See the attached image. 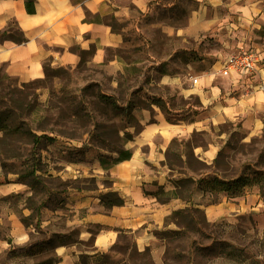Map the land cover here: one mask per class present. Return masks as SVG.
<instances>
[{"label":"rangeland","instance_id":"374dc122","mask_svg":"<svg viewBox=\"0 0 264 264\" xmlns=\"http://www.w3.org/2000/svg\"><path fill=\"white\" fill-rule=\"evenodd\" d=\"M148 4L146 12L126 5L124 19L112 20L113 29L122 34V44L100 47V52L94 45L84 48L76 44L71 47L77 55L75 63L49 64L60 68L47 77L44 73L27 80L45 77L34 85V112L24 114L22 119L37 134L54 127L65 135L40 144L39 173L45 177L48 189L38 184L32 190L22 183L18 192L0 194V264H51L58 258L54 251L58 243L75 242L77 226L69 220L81 211L66 205L67 188L77 185L104 189L110 185L109 170L104 168L117 155L114 149L126 148L143 127L135 110L147 111L150 120L155 113L167 116L170 122L201 120L209 116L214 104H227L228 96L264 93V0H153ZM11 21L15 20L9 19L8 24ZM48 48L60 50L56 46ZM80 50H87V54H80ZM238 50L255 52L259 62L257 70L240 75L235 83L236 76L218 71L222 59ZM96 52L101 60L100 56L94 60ZM0 75L5 76L4 86H21L22 81L7 74L3 67ZM87 84L91 87L83 93ZM100 92L114 95L122 105L130 100L132 114L126 116L102 104L97 97ZM157 99L165 113L150 104ZM254 103L257 109H250L257 116L254 126L240 119L207 122L187 139H173L163 161L172 174L176 173L171 181L184 176L197 179L217 173L232 178L243 171H264V98ZM208 142L217 147V161L211 163L191 153L192 146H206ZM30 146L26 136L0 143L1 183L13 179L19 182L14 173L30 167ZM183 151L185 163L180 164L175 154ZM100 157L105 159L103 169H87L94 159L100 162ZM63 161L79 162L83 175L71 169L76 178L55 175L54 170ZM150 189L157 191L158 185L154 183ZM258 192L264 199V184ZM179 193L187 196V189ZM198 193L193 192L191 198L200 197ZM221 197L203 192L201 198L204 203H216ZM41 201L45 204L38 215L32 209ZM168 220L175 222L174 228H150L154 236L161 238L163 248L148 245L139 250L133 234H122L110 252L90 255L81 259V264H264V214L216 223L208 222L202 210L190 208ZM17 226L24 229L23 235L17 236Z\"/></svg>","mask_w":264,"mask_h":264},{"label":"crops","instance_id":"0c3cea01","mask_svg":"<svg viewBox=\"0 0 264 264\" xmlns=\"http://www.w3.org/2000/svg\"><path fill=\"white\" fill-rule=\"evenodd\" d=\"M150 2L153 0H36L34 13H27L24 0H0V30L12 18L27 38L19 44L9 40L0 41V67L7 74L24 82L43 76L45 63L55 66L75 63L77 55L71 47L76 44L84 48L94 45L99 52L100 47L120 45L123 43L122 34L113 29L112 20L115 22L124 19L126 5H135L141 12H146ZM121 30L125 28L121 27ZM52 46L59 47L60 50L52 51L48 48ZM99 56L96 52L94 60ZM99 58L101 60V56ZM235 76L234 81L237 83L241 76ZM247 97L242 94L238 97L228 96L227 104L220 107L214 104L208 111L209 116L201 120L170 122L158 113L150 120L147 111L135 110L143 127L127 144L126 148L130 150L131 156L104 168L109 170L110 185L104 189L77 185L67 188L66 205L74 206L75 211H81L79 216L76 213L69 220L70 224L77 226L78 231L75 242L55 246L58 258L53 264H81L82 258L107 254L118 243L120 236L128 233L134 235L139 250L148 245L163 248L161 238L154 236L150 228H174L175 222L168 220L171 213L190 206L202 210L208 222L237 221L249 214L255 218L262 216L264 199L258 192V184L250 185L242 195L236 197L220 193L222 197L216 203L202 202L203 192L200 190L194 192H199L200 197L188 201L176 196L161 202L156 196L145 193L152 190L150 187L154 183L162 186L165 191L175 188L171 179L175 178L176 173L172 174V170L163 162L173 139H187L207 122L218 124L230 119H240L245 125L254 126L257 119L252 112L257 109L254 102L264 98V93L256 91ZM216 152L217 147L212 142H208L206 146L194 145L191 148L194 157L207 163H211ZM181 156L185 158L184 151ZM60 166L58 170H54L55 175L71 176L69 169L78 173V176L83 175L79 162L63 161ZM97 167L102 168V165L94 159L92 166L87 169L94 171L98 170ZM1 168L0 166V170ZM72 176L76 178L74 173ZM22 185L15 179L9 183L0 182V194L16 193ZM108 191L116 192L122 198V204L103 208L98 195ZM58 210L59 208L56 212ZM260 211L262 213L259 214ZM97 225L99 229H94ZM21 228L17 226L20 232L17 236L23 235L24 229Z\"/></svg>","mask_w":264,"mask_h":264},{"label":"trees","instance_id":"16d2710c","mask_svg":"<svg viewBox=\"0 0 264 264\" xmlns=\"http://www.w3.org/2000/svg\"><path fill=\"white\" fill-rule=\"evenodd\" d=\"M36 0H24L25 10L27 13H34ZM9 40L14 43H22L27 40L24 35L23 30L16 24L15 21H11L4 29L0 30V41ZM87 50H80V54H87ZM82 62V60H80ZM60 67L53 68L48 64H44L45 77H47L51 72L59 70ZM5 76L0 75V143L5 139L21 138L26 136L31 144L29 149L30 164L27 169L20 172H15L18 176V181L27 184L30 189L35 190L38 184L41 187L48 189L46 186L45 177L39 173L42 169V161L40 157V144L42 141L54 142L57 135H65L59 129L51 127L49 129H41L42 133L37 134L31 127H29L26 122L22 119L24 114H30L34 112L37 101L34 98L36 93L34 91V85L40 81H44V78H37L27 82H21V86H4L3 78ZM91 87L90 84L85 85L82 88V92L85 93ZM99 101L106 105L109 104L115 112L123 113L126 116L132 114V102L129 100L124 105L119 103V99L114 95L100 92L97 94ZM33 98V99H32ZM150 104L157 105L163 113L165 110L163 108L162 102L157 99L151 101ZM136 107V105L134 106ZM76 114V113H75ZM74 114V115H75ZM168 121L169 118L166 116ZM46 131H49L47 133ZM91 133V131H89ZM126 136L127 134L124 133ZM129 139L131 136H128ZM117 155L112 159L111 164L117 163L122 160H126L131 156L129 149L125 147L114 149ZM1 152V148H0ZM175 157L180 164H184L181 153H176ZM217 158L214 159V162ZM105 159L100 157V164L105 165ZM110 164V165H111ZM2 166H4L2 164ZM28 178H30L28 180ZM175 188L172 191H165L162 186H158L157 191H145V193L152 194L158 198L161 202L167 201L171 197H180L182 199L190 200L193 192L200 190L202 192H208L211 194L219 195L224 193L228 197H236L242 195L245 188L253 184H258L261 188L264 184V171L250 170L243 171L235 175L232 178L221 177L217 173L212 175H204L195 179L192 176H184L179 179L174 180ZM187 189V196L181 195L179 192L181 189ZM19 194V193H17ZM100 202L103 206L110 207L113 205L122 204V198L114 191H108L100 196ZM45 204L41 201L39 205L35 206L32 210H35L37 214H40V208ZM200 211L198 208L187 207L185 209H178L171 213L170 217L179 215L180 213H185L188 210ZM66 244V243H58ZM34 246V244L32 245ZM85 259V258H82ZM57 260V259H56ZM54 260V262L56 261ZM53 262V263H54ZM51 263V264H53Z\"/></svg>","mask_w":264,"mask_h":264},{"label":"built area","instance_id":"2783aa9c","mask_svg":"<svg viewBox=\"0 0 264 264\" xmlns=\"http://www.w3.org/2000/svg\"><path fill=\"white\" fill-rule=\"evenodd\" d=\"M258 58V55L250 50L232 52L222 59L218 72L226 76L252 73L258 69Z\"/></svg>","mask_w":264,"mask_h":264}]
</instances>
